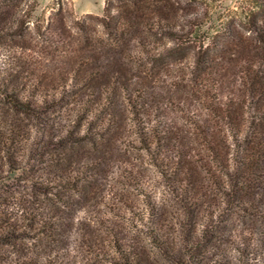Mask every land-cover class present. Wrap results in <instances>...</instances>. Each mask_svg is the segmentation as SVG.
Instances as JSON below:
<instances>
[{"label": "rangeland", "instance_id": "obj_1", "mask_svg": "<svg viewBox=\"0 0 264 264\" xmlns=\"http://www.w3.org/2000/svg\"><path fill=\"white\" fill-rule=\"evenodd\" d=\"M59 1L39 0L23 35L13 24L0 30V226L33 227L21 231L16 245L0 247V257L27 264H127L131 252L145 264H160L154 260L159 254L153 231L177 243L180 209L138 135L159 120L158 103L146 108L151 118L134 117L126 82L106 81L86 58L84 27L102 36L103 29L96 19L83 18L102 17L107 0H74V16L69 0H62V17ZM239 1L224 0L222 6L233 8ZM37 21L46 36L59 34L61 27L71 35L51 44L37 35ZM51 22L55 31L48 29ZM180 67L162 71L147 96H168L171 85L163 81ZM77 70L84 77L68 79ZM133 90L143 96L140 85ZM13 95L55 98L47 121L17 113L7 97ZM85 105L93 112L83 118ZM259 205L209 225L212 253L203 264H264V205ZM207 213H200L199 223L208 222Z\"/></svg>", "mask_w": 264, "mask_h": 264}, {"label": "trees", "instance_id": "obj_2", "mask_svg": "<svg viewBox=\"0 0 264 264\" xmlns=\"http://www.w3.org/2000/svg\"><path fill=\"white\" fill-rule=\"evenodd\" d=\"M69 2L74 16V0ZM223 2L107 0L102 17L83 18L96 19L103 29L102 36L84 27L86 58L106 81L126 82L131 115L151 118L146 108L158 103L159 120L138 135L180 209L177 243L153 231L159 254L154 260L160 264H203L212 253L206 229L216 218L264 205V0H241L233 8H224ZM58 5L57 16L62 17L63 1ZM38 6L39 0H0V30L13 24L23 35ZM35 25L37 35L49 38L51 44L59 45L55 38L67 41L71 35L61 27L59 34L46 36L41 22ZM55 27L51 22L48 29ZM178 64L183 66L178 74L163 81L171 85L168 96L160 100L147 96L162 71ZM69 77L84 75L77 70ZM135 85L142 87L143 96H135ZM7 97L17 113L41 122L47 121L44 116L55 102L52 97ZM87 107L83 118L93 112ZM98 137L102 139L101 134ZM89 141L100 143L94 137ZM8 157L17 165L13 156ZM206 211L211 223H199L200 213ZM32 229L17 223L0 226V247L16 245L21 231ZM126 261L145 264L131 252ZM27 263L0 257V264Z\"/></svg>", "mask_w": 264, "mask_h": 264}]
</instances>
